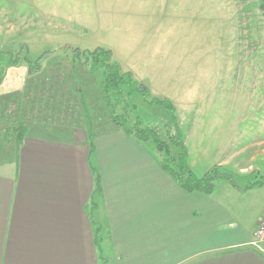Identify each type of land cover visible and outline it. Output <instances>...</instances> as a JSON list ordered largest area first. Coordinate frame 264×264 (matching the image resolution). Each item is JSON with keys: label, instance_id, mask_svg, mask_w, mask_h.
Returning a JSON list of instances; mask_svg holds the SVG:
<instances>
[{"label": "crops", "instance_id": "crops-1", "mask_svg": "<svg viewBox=\"0 0 264 264\" xmlns=\"http://www.w3.org/2000/svg\"><path fill=\"white\" fill-rule=\"evenodd\" d=\"M17 70L0 89L25 86ZM26 86L0 99L23 127L19 141L0 126V264H264L252 245L263 178L187 193L153 149L109 121L97 96L85 114L75 102L81 84L65 86L66 100L50 81Z\"/></svg>", "mask_w": 264, "mask_h": 264}, {"label": "rangeland", "instance_id": "rangeland-1", "mask_svg": "<svg viewBox=\"0 0 264 264\" xmlns=\"http://www.w3.org/2000/svg\"><path fill=\"white\" fill-rule=\"evenodd\" d=\"M97 48L110 50L112 61L149 91L150 104L133 97L138 108L131 117L152 126L171 123V112L150 99L171 103L197 176L222 167L236 184L264 180V17L258 0H0V73L18 69L25 84L16 91L1 88L0 99L50 81L62 86L66 100L65 86L78 83L85 84L87 106L97 96L104 107L100 79L87 85L70 66L73 50ZM39 58L47 69L26 77ZM239 167L252 168L243 173Z\"/></svg>", "mask_w": 264, "mask_h": 264}, {"label": "trees", "instance_id": "trees-1", "mask_svg": "<svg viewBox=\"0 0 264 264\" xmlns=\"http://www.w3.org/2000/svg\"><path fill=\"white\" fill-rule=\"evenodd\" d=\"M258 2L259 9L264 17V0H258ZM73 54L75 55L71 57L70 66L76 75L83 77L81 81L89 85L91 81L94 82L97 78L100 79V97L105 103V109L109 111L111 123L127 135L133 136L143 145L153 149L159 157L163 171L169 174L183 191L190 194L198 193L210 196L215 192L220 181L233 182V174L225 172L222 167H213L201 177L193 172L189 164L188 150L178 119L174 115L175 109L171 103L155 98L150 99L152 105L161 104L171 112V123L152 126L139 116L131 117L138 108L132 101L133 97L138 95L145 103L150 104L148 102L150 98L149 91L144 85L137 82L130 72L122 71L121 67L112 61V52L110 50L97 48L94 51H81L76 49L73 50ZM66 58L68 59V57ZM19 65L17 61L12 63L14 67ZM43 65L42 58H39L36 64L29 65L28 75L36 74L43 68ZM3 75L5 73H0L2 80L4 78ZM83 85L85 84H81V88H83ZM81 90H79V94L82 97L80 100L86 105ZM85 107H83V110H86L85 114L90 115L89 112H92V109H88L87 105ZM118 108H122L121 114L117 113ZM4 111L5 109H0V126L5 123L7 126H4L7 131L12 132L14 136L16 135L20 141L23 127L19 122H9L13 114L8 113V115H5ZM98 191L97 180L96 192Z\"/></svg>", "mask_w": 264, "mask_h": 264}, {"label": "built area", "instance_id": "built-area-1", "mask_svg": "<svg viewBox=\"0 0 264 264\" xmlns=\"http://www.w3.org/2000/svg\"><path fill=\"white\" fill-rule=\"evenodd\" d=\"M252 245L259 251L264 252V215L258 228L255 231Z\"/></svg>", "mask_w": 264, "mask_h": 264}]
</instances>
